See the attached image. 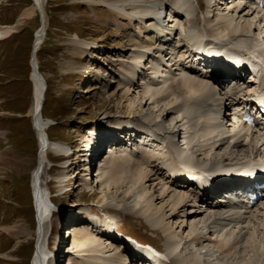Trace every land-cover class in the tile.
Wrapping results in <instances>:
<instances>
[{"label": "rangeland", "instance_id": "374dc122", "mask_svg": "<svg viewBox=\"0 0 264 264\" xmlns=\"http://www.w3.org/2000/svg\"><path fill=\"white\" fill-rule=\"evenodd\" d=\"M109 1L46 0L42 12L37 11L30 17H24L23 13L35 3V0H0V26L13 28L9 36L0 38V264H33L36 252L38 253L37 247L47 238H44V232L49 233L50 228H53V233L49 237L52 248L55 246L59 250L61 244L59 251L63 261L61 264H69L71 261L80 264L82 258L78 252V235L74 225H83L81 223L88 225L89 218H95L89 213L91 210L100 216H109L113 223H117L126 233L151 241L164 250L166 247L167 251L170 247L163 231L152 229L145 217L129 213L128 208L132 207V202L114 194L109 189V185L100 180L99 168L105 165L108 156L106 153L101 154L102 151L94 165L87 164L88 161L81 162L77 156L72 155L69 157L70 160H66L58 158L56 153L49 152L50 161L49 159L45 161L40 184L48 193L51 192V197L57 203L59 210L55 212L52 220L43 224V235H40L41 219L39 217L38 221L37 205L35 206L33 172L39 164L42 149L31 112L35 102L32 51L36 56L39 70L45 78L46 85L45 83L44 85L47 86L42 114L48 122L44 131L50 141L78 145L80 149L84 147L83 139L86 138L90 128L100 124L105 128L110 127L106 126V123H101L103 120L109 117L110 123L114 124L116 121L124 122L128 117H133L128 102L120 105L119 99L114 97V91L118 78L125 70V62L129 61V54L135 47L142 45L141 40L146 41V35L140 33L139 27L134 22L115 13L109 6ZM184 1L188 3L184 10L189 9L191 15L183 12V18H177L173 24L196 28V25L194 26L188 19L194 15V12L199 11L198 0ZM208 1L206 0V3ZM234 5L235 3L220 5V0L217 1V6H213L216 11L215 16H212L214 13L208 15L206 11L203 13L199 11L202 28L204 19L211 16L212 18L210 17L206 23L216 29L214 25L218 13H221L218 17H223L222 13L227 16ZM243 8L248 11L251 7ZM258 15L262 16L258 12L247 17L241 15L242 21L247 18V21L253 24L255 34H248L243 38L239 34L222 38L221 34H218L219 30L216 29L215 34L211 36L215 37L218 34L214 39L232 38L234 43L242 40L254 42V39L258 38V48H264V21L258 22ZM44 17L47 29L38 44V32L43 27ZM83 43L87 47L80 54ZM68 64H73L75 68L68 69ZM249 79L246 74L244 81L248 82ZM140 83H142L141 79H139ZM139 95L137 96L141 97V94ZM144 100L146 102V99ZM148 103L150 104V101ZM183 104V115L185 117L187 115L186 123L182 121L177 124V128L186 131L185 129L190 126L194 136L196 126L194 123L198 120L196 119L198 114L195 112L193 118L190 113L198 106L191 102H183ZM154 110V107H145V113L148 115H152ZM230 112L232 108L228 113ZM176 117V114L169 117V126H176L178 120ZM230 117L229 114L227 119L229 127L233 125ZM89 138L88 135V144L91 142ZM254 139L255 144L263 151L261 155L264 156V137L257 132ZM173 154L169 155L175 157L176 155ZM185 154L189 155L190 151ZM240 156L243 158L242 161L249 160L243 153ZM72 160L77 162L73 163ZM114 162L119 165L122 159L116 158ZM64 164L69 167L64 168ZM62 174L64 176L68 174L65 181L60 180ZM163 175L166 177V174ZM86 180L94 186L95 192L86 186ZM105 198L119 201L120 206L112 203L109 208L104 207ZM221 211L224 214L235 213L236 217L241 218L230 220L232 218L227 217L226 220L218 221L215 224L218 230L214 234L213 228L212 235L206 231L207 223H199L198 229L202 234L207 232L208 236L214 239L213 241L216 238L221 240L230 237L237 245V249L234 250L235 255L233 252L232 258L225 257L214 242H208L210 245L206 243L209 247L192 243L187 236L191 229L189 222L183 227L181 247L186 243L185 248L183 251L182 248H179L181 251L178 249V252L177 249L175 250L180 260L185 264H191L192 254L197 253L201 264H243L241 256L252 260L251 263L261 264L264 261L262 257L264 255H259L264 243L262 212L264 200L259 206L251 209L227 207ZM208 215L209 213H204L197 219L203 217L205 219ZM249 234L256 235L252 245L248 243ZM49 264H58V260L51 259Z\"/></svg>", "mask_w": 264, "mask_h": 264}, {"label": "bare ground", "instance_id": "6f19581e", "mask_svg": "<svg viewBox=\"0 0 264 264\" xmlns=\"http://www.w3.org/2000/svg\"><path fill=\"white\" fill-rule=\"evenodd\" d=\"M45 1L35 0V3L23 13V16L30 17L37 11L42 12ZM217 1L219 2V0H209L206 3L208 15L212 13H214L212 16L216 15L214 7L217 6ZM243 2L245 3L242 0H220V5L223 3H227V5L235 3L232 11L227 16L222 13L223 17H218L219 15L221 16V13H218L219 15L216 17L217 22L214 26L219 30L218 34H221L222 38L236 36L237 34L243 38L248 34H255L253 24L248 22L247 18L242 21L243 16L241 15L247 17L255 12H262L263 17L258 15V22L264 21V11L258 10V7L252 1H246L245 4ZM204 3V0H198L199 11L205 6ZM108 4L115 13L134 22L139 27L140 33L146 35V38L144 37L146 41L141 40L142 45L135 47L129 54V61L125 62V70L123 73L121 72L122 76H118L117 87L114 91V97L119 99L120 105L123 102H128L129 110H131L130 113L133 114V117H128L124 122L116 121L114 124L111 122L112 127L110 126L109 128L102 127V124L91 128L92 132L89 134L91 142L88 144L87 139L84 140V142L87 141V144H85L87 149L85 147L72 149L67 145L66 148V143L52 142L47 138L48 136L44 135L43 130L48 126V122L44 119L41 110L42 118L39 117L37 119L40 130L37 131L41 140L42 150L39 164L33 172V193L35 206L37 205V211L39 210L38 221L39 217L41 219V222H39L40 229L42 231L43 224L52 220L55 215L54 211L59 209L57 203L51 197V192L49 191L48 193L40 184L42 169L45 161L49 159V152L52 154L56 153L58 158L66 160H70L69 157L72 155L77 156V159H81V162L88 161L87 164L94 165L103 153L102 144L108 139L114 140L120 134L119 140L111 142L113 144L109 148L107 161L103 167L99 168V178L104 184L109 185V189L114 194L132 202V207L128 208L129 213L145 217L152 229L161 230L165 233L167 243L170 245L168 251L165 247L167 257H170L174 264H185L180 260L181 258L176 252H178L179 248H182V251L185 248L186 243L181 247L184 234L183 227L189 222L191 223V229L187 236L192 243L206 245L208 242H214L225 257H231L234 250L237 249V245L234 241H231L230 237L227 236L225 239L221 238V240L216 238L213 241L214 239L207 234V232L211 234L213 228L214 234L217 232L218 229L215 224L218 221L226 220L227 217H231L232 219L229 218L230 220L238 218L235 213L224 214L221 211L232 206L231 197L215 200L221 189L229 187V185L219 182L217 184L219 188L216 191L203 192L198 189L195 183L187 184L180 180L181 173L177 174L173 170H178L176 168L179 167V162L187 161L184 156H188L191 163L201 169L210 171L211 174L208 173L210 175L219 176V168L237 176L249 174V169L241 163L243 158L240 154L243 153L250 161L261 156L263 151L261 147L255 144L256 133L247 132L243 134L246 129L240 125L237 127L239 120L237 123L233 121V125H231L233 128H231V126H228L227 119L231 107L234 108L250 101V89L254 87L252 80L259 75V70L254 68L252 79L245 83L243 82V74L234 75L229 81L227 79L230 76H226V73H203L192 67L191 63L186 61L190 54L192 41L197 39L204 40L205 35L211 36L215 34L216 29H213L211 24L208 25L206 23L211 16L204 19L205 23L202 28L201 18L198 16L199 11L194 12V15L188 19L193 22L194 26L196 25V28L173 24L177 18H183V12L191 15L189 9L184 10L186 4H188L187 1L110 0ZM243 7L251 8L247 11ZM253 7H255V10ZM212 9L214 12H212ZM170 15L172 16L170 17ZM168 18L169 20H167ZM46 29L47 22L44 17L43 27L38 32V44L43 39ZM12 30L13 28L10 26H0V38L9 36ZM257 39H254V42L242 40L236 44L248 48L252 47L264 55V48H258L257 42H259V39ZM228 40L233 41L232 38H228ZM86 47L84 43L81 45L80 54L84 52L83 49ZM33 55L35 56V54ZM34 59L36 61V56ZM200 59H203V57ZM67 68L74 69L75 67L73 64H68ZM33 71L35 102L31 112L34 116L33 118H35L41 103L43 105L45 102V98L42 100L41 97L43 92L46 91L44 88L46 84L44 85L37 71L34 69ZM139 79L142 80L140 84ZM139 94H141V97H139ZM143 99H146V102ZM148 101H150V104ZM183 102H191V104L198 106L190 113L193 118L195 112L198 114V118H196L198 120L194 123L196 124L194 136L190 131V126L187 128L184 126L186 131H182V128H177V124L179 125L182 121L186 123L187 115L186 117L183 115ZM135 105L137 107H134ZM147 106L149 108L154 107L155 110L152 115L145 113V107ZM173 114H176V118H178L175 127L168 125L169 117ZM108 119L109 117L101 123H110ZM234 119L237 120V117H234ZM142 131L146 133L142 134ZM247 131H250V128H247ZM181 136L184 139V144L180 142L179 138ZM151 138H155L152 142L153 144L143 145L145 147L141 148L144 151L141 150L139 148L141 141L144 143L147 140H151ZM187 149L188 151H186ZM223 149L225 151H222ZM189 151L190 154L186 155L185 152L188 154ZM170 153H174L176 156H170ZM116 158L122 159L121 164H115L114 159ZM74 161L76 160H72L73 163ZM73 163L72 165H76V163ZM229 165L232 166L230 167ZM63 167L68 168L69 166L64 164ZM215 169L218 170L216 172L211 171ZM163 174H166V177H163L165 176ZM67 175H63L60 180L65 181ZM202 176L204 177V175ZM86 186L95 192L94 186L88 180H86ZM235 198L238 199L237 197ZM104 200L103 206L106 208H109L112 203L120 206L117 200L112 201L107 198ZM91 211L89 213L95 218L88 222V225L85 223H81L83 225H74L76 235H78V252L82 258H79L81 259L80 264H154V262L144 260L142 254L138 253L133 247L132 241L126 239L129 247H133L135 252L129 249L128 244L124 245L120 240L111 238L109 234L112 232V219L107 215L93 214ZM262 212L264 214V211ZM204 213H209L207 218L197 219ZM240 218L239 216L238 219L240 220ZM199 223H207L206 233L202 234L199 231ZM103 226L108 228L107 233L105 232L106 229L102 228ZM78 228H81V230ZM52 229L50 228L49 233L48 231L44 232V238H47L43 243L40 242L37 247L38 253L36 252L33 264H49L51 259L58 260V264L63 262L59 253L61 244L59 250L57 247L55 248L54 246L52 248L51 246L49 237L53 233ZM252 234H249V245L255 242L254 238L256 235ZM40 235H43V231ZM179 236L182 238H179ZM209 245H206V247H209ZM157 246L161 248V246ZM55 249H57V252ZM176 249L177 251L175 252ZM179 250L181 251V249ZM209 250L211 251V249ZM144 253L159 262L162 261L160 257H164V254H159L154 250ZM235 253L236 251L233 254L235 255ZM259 255H264V243ZM192 257L191 264H201L197 253L192 254ZM262 257L264 258V256ZM240 258L243 264H257V262L251 263L252 260H247L245 257L241 256ZM70 263L75 264L74 261ZM156 263L158 264V262ZM261 264H264V261Z\"/></svg>", "mask_w": 264, "mask_h": 264}, {"label": "water", "instance_id": "95a60500", "mask_svg": "<svg viewBox=\"0 0 264 264\" xmlns=\"http://www.w3.org/2000/svg\"><path fill=\"white\" fill-rule=\"evenodd\" d=\"M37 51V50H36ZM34 54V52H32V58H31V64H32V69H34L35 71H37V73L39 74V76H40V78H41V80L46 84V81H45V78L43 77V75L41 74V72L39 71V65H38V63L35 61V56L33 55ZM46 88H47V86L45 87V90H46ZM42 100L45 98V92H43V94H42ZM42 107H43V105H42V103H41V106H40V108H39V110L37 111V114H36V116H35V118H34V127H35V129L36 130H40V128L38 127V120L37 119H39V117L40 118H42L41 116H42V114H41V110H42ZM34 117V116H33ZM36 120V121H35ZM44 131V130H43ZM45 132V131H44ZM45 135L47 136V133L45 132Z\"/></svg>", "mask_w": 264, "mask_h": 264}]
</instances>
